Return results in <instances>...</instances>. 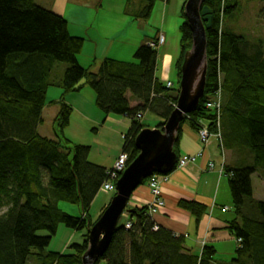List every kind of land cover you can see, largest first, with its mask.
I'll list each match as a JSON object with an SVG mask.
<instances>
[{"label":"trees","instance_id":"16d2710c","mask_svg":"<svg viewBox=\"0 0 264 264\" xmlns=\"http://www.w3.org/2000/svg\"><path fill=\"white\" fill-rule=\"evenodd\" d=\"M154 2L140 0L143 8L137 18L149 19ZM260 2L264 21V0ZM183 7L179 55L172 65L177 81L183 54L191 44ZM234 9L226 0H205L202 5L205 95L181 123L198 132L199 122H204L220 136L216 143L221 159L224 151L238 157L232 166L223 167L235 217L225 230L240 241L233 258L217 263L211 246H204L200 255L188 251L183 237L159 227L155 231L143 208L128 211L96 264H264V203L253 200L251 181L259 172L264 179V45L224 28L225 17ZM83 45L82 38L70 36L62 17L37 6L35 0H0V264H81L87 247L86 224L92 226L101 215L91 221L88 211L108 180V170L88 161L89 147L64 138L73 112L64 102L66 95L88 86L94 106L104 116L130 121L121 151L127 155L126 165L138 155L134 140L146 128L137 116L150 113L161 120L155 128H161L176 105L178 82L169 88L156 78L157 52L148 45L135 51L132 63L103 59L96 73L78 63ZM56 63L66 68L53 81ZM52 87L62 93L53 102L59 106L53 122L55 139H48L38 134V127ZM218 94L217 114L205 103ZM129 100L137 105L131 108ZM180 136L181 128L174 144L177 159ZM60 202L77 207L79 216L62 212ZM177 207L196 223L207 213L205 206L195 202L179 201ZM127 222L129 230L124 229ZM59 226L84 232L81 244L70 245L71 254L47 251ZM40 232L46 236H38Z\"/></svg>","mask_w":264,"mask_h":264},{"label":"crops","instance_id":"0c3cea01","mask_svg":"<svg viewBox=\"0 0 264 264\" xmlns=\"http://www.w3.org/2000/svg\"><path fill=\"white\" fill-rule=\"evenodd\" d=\"M114 1L115 0H76L75 4L79 5L80 7H89L92 10H97V9H102L103 5L105 4L109 5L113 3L119 5L118 2H114ZM170 1L171 0L159 1L160 6H163V9L161 10L162 16H160L159 21H155L153 23V26L151 27L148 33L145 31H139V30L137 31V28H139L138 23L151 22L153 11L157 4L156 0L154 2L151 16L147 20L137 18L136 14L138 11L128 14L125 11V8L123 9L121 15L127 18L125 28H127L128 31L132 27L136 28V32H132L131 34L129 32L128 36H126L125 33L127 30H125L123 32L124 35L123 40H129V39L132 40L131 38H134L133 42H135V45L136 44L138 45V48L156 41L159 36L164 37L165 40L164 45L157 51L156 72H155L156 78L163 84L165 82H170L173 84V82H171L172 65L179 55V50L176 51L172 47H170V42H169L170 20H169V16H168L169 14L167 8ZM120 2L121 5H125L123 0H120ZM131 2L132 0H127L126 3L127 6L130 5ZM135 3H133L134 6H139L141 5L142 2L140 3L139 1L135 0ZM177 13L180 16V11ZM88 18L89 16H87V14L82 15L76 26L71 25L73 29L70 28L69 27L70 25L67 23L68 32L70 36L73 35L72 37H78L83 39V37L88 35L87 32L89 29H92L91 27H93L94 25H95L94 27L97 26L98 24L97 21L94 23V25L90 26ZM110 30H111V26L105 24L102 25V30H101V32H103V36L97 30L96 31L91 30L92 33H90L92 34L93 39L100 37L104 38L103 41L104 43H102L104 46V50L101 52V56L95 55L102 60L108 57L110 53L109 52L110 43L106 38L107 36L105 35L106 31L110 32ZM73 32H75L76 34L71 35V33ZM92 41L93 40L91 39V42ZM92 44L93 46L96 45V43L94 42H92ZM135 45L134 47H137ZM85 56L88 57L90 55H85ZM84 58L85 57H83V55L80 56V60H78L80 66H82L81 63H83ZM93 59L95 60L94 57ZM97 69L98 66L94 70V72L93 70H91V72L96 73ZM173 86L175 87L174 84ZM82 92L77 94L66 95L64 97V102L67 105L71 106L73 112L76 111L77 114L82 117V120L84 121L83 124L85 126H91L90 130H92L94 133L97 134L100 131L102 132L104 129L106 130L108 125H110L115 128V131H117L116 127H118L123 140V137L129 128L130 121L125 117H117L118 119H116L115 117H112V115L104 116L98 109H96V107L93 104L94 95L90 96L89 94L85 93L86 96L84 97L81 95ZM58 100L59 97H56L54 98V100H52V102H57ZM129 101L131 108L137 105V103L134 102L133 100H129ZM75 103H79L80 105ZM216 144L217 143L215 141H211V142L209 141L206 147H202L200 145L196 131L192 130L186 124H184L181 127V136L178 143V155H179L178 159L181 158L186 159L189 157H194L195 161L187 163L182 168H176L172 173H170L165 178L164 181L160 183L159 185L160 196L164 202V208L159 213L152 216L151 221L156 227L170 231L176 237H183L184 247L188 251H191L196 255L201 254L204 246L213 247L216 251V254H218L217 246L221 245V243H224V245H226L227 247L225 248V252L219 250L220 255L225 257H227L226 255H230V257H233L236 249V242L233 239V237L228 233V231L225 230V227L227 226L228 222H230L225 218V215L229 213L228 202L230 201V193L228 189L227 178L224 177V174L223 175L219 174L222 164V159ZM122 146H123V141L118 155L114 156V158L111 159L112 162H110L109 158L107 159L103 158V162L90 161V163L102 167L105 170L111 169L114 161L117 159V157L122 151ZM232 158L233 157L230 156L229 159L226 160L225 167L232 166L234 161L232 160ZM209 164H213L212 169L209 168ZM221 187H222V192H220ZM102 194L101 192L98 193V195L95 197L89 208L88 215L91 220H94L96 217H98L100 212L108 205V200H109L108 196L105 193ZM151 201H152V195L150 189L148 188V183L146 182L140 187H138L132 193L127 205V210L128 211L136 210V209L140 210L146 208ZM179 201L195 202L201 204L206 207L207 213L200 219L199 223H196L194 217H192L189 213L180 210L177 207ZM94 203L98 205V208L94 216H91L90 210L93 207ZM223 209H227V211L223 212L222 211ZM64 250L65 248L63 246L62 250L60 251L57 250L55 253H60V254L65 253Z\"/></svg>","mask_w":264,"mask_h":264},{"label":"rangeland","instance_id":"374dc122","mask_svg":"<svg viewBox=\"0 0 264 264\" xmlns=\"http://www.w3.org/2000/svg\"><path fill=\"white\" fill-rule=\"evenodd\" d=\"M136 1L140 2V0H136ZM156 1L157 4L153 11L151 22L138 23L139 28H137V31L138 30L145 31L148 33L151 27L153 26V23L155 21L160 20V16H162L161 10L163 9V6H160L159 4L160 0H156ZM226 1L228 4L235 6V9L228 16L225 17L224 28L236 35L244 37L247 41L251 43L253 42L256 43L260 41L264 45V21L260 17V11H261L260 0H226ZM75 2L76 0H35V4L37 6L62 17L70 25L69 27L72 29L73 27H71V25L76 26L80 20V17L85 14L89 16L88 20L90 26L94 25L96 21L98 22L97 26L94 27L95 26L94 25L93 27H91L92 29H89L87 32L88 35L83 37L84 47L82 50V54L80 55V56L83 55V57H85L83 63H81L83 68L86 69L91 68V70H93L94 72V70L97 68V66H99L100 62L102 61V59H100L97 56H101V52L104 50V46L102 44L104 43L103 42L104 38L100 37L93 39L92 34L90 33H92L91 30L92 31L97 30L103 36V32H101V30H102V25L105 24L111 26L110 32L106 31L105 33V35L107 36L106 38L110 43L109 44L110 53L106 58L122 61L125 63L134 62L133 55L136 49L138 48V45L137 44L135 45V42H133L134 38H131L132 40L130 39L123 40L124 37L123 32L127 30V28H125L127 18L121 15L124 8L125 11L128 14H130L132 12H137L141 10L140 8H143V6L142 5L134 6L133 3H135V0H132L130 5L128 6L126 4L127 0H123L125 5H121L120 0H115L114 2H118L119 5L113 3L109 5L105 4L103 5L102 9L92 10L89 7H80L79 5L75 4ZM185 2L186 0H171L167 8L169 14L168 16L170 20V24H169L170 47H172L176 51L179 50V39H180L179 26L183 23V19L179 16L177 12L180 11L181 5L185 4ZM129 32L130 34L132 32H136V28L132 27L130 28L129 31L127 30L125 32L126 36L129 35ZM72 34H76V33L73 32L71 33V35ZM160 37L163 36H159L156 42H158V39ZM91 39L93 40L92 42L96 43V45L94 44L95 46H93ZM164 41L165 40L163 37V44H161V46L158 45V47L155 50L156 52L164 45ZM134 45L137 47H134ZM92 52L95 54H93ZM85 55H90V56L87 57ZM80 56H78V60H80ZM91 56H93L95 60ZM94 64L96 65V67ZM65 68L66 65L64 64L61 63L55 64L53 78H52L53 81L54 78L59 79L62 77ZM171 77H172L171 82H173L174 85H177L176 83L179 82V80L178 81L176 80L173 70ZM166 83H170V82H165L164 84L166 85ZM170 84L171 86L169 88H173L174 87L173 84L172 83ZM82 91H81L82 92L81 95L84 97L86 96V94H89L90 96L94 95L93 91L88 86H84ZM61 93H62L61 90L58 88L52 87L48 89L46 95L45 108L43 109L41 116L43 122L38 127V133L42 137L48 139H55L53 122L55 119V115L59 110V106L52 104L53 103L52 100H54V98L56 97L60 98ZM128 98L132 99L130 95H128ZM75 104L80 105L79 103H75ZM112 117L118 119L117 116H112ZM141 122L143 125L146 126V128L151 129L154 128L156 125L160 124L161 120L150 113H145L143 115V118H141ZM83 123L84 121L82 120V117L79 116L76 111L72 112L69 125L63 132L64 138L69 142H71L73 145L90 147L91 151L88 156L89 162L90 161L103 162V158L106 159L109 158L110 162H112L111 159L114 158V156L118 155L123 141L118 127H116L117 131H115L114 127L108 125L106 130L104 129L102 132L100 131L99 133L96 134L92 130H90L91 126H85ZM211 141H215V140L210 139V142ZM223 154H224L223 156L224 166L226 165L225 164L226 160H228L230 156L234 157L232 158V160H234L233 163L238 159V157L231 151H224ZM251 181L253 188V200L264 203V179L262 174L259 172L252 175ZM220 192H222V187L220 188ZM114 194L115 192L106 194L109 199L108 203L113 198ZM228 204H229L228 205L229 213L225 215V218L226 220L231 221L235 218L232 210L231 198ZM58 208L62 212L70 216H74V217L79 216V209L75 206L60 202L58 203ZM97 208H98L97 204L95 205L94 208L93 207L91 208L90 210L91 216H94V214L97 212L96 211ZM104 209L100 212V214L103 213ZM83 235H84L83 231H71L66 229L64 226H59L55 237L52 239L49 247L47 248V251H51V252H56L57 250L60 251L63 249L64 246L65 254H71L73 251L69 248L70 245L81 244L83 241V237H82ZM38 236L40 237L46 236V233L40 232L38 233ZM226 247L227 246L224 245V243H221V245L217 246L218 254H216L215 256V261L217 263L229 262L233 258L230 257V255H226L227 257L220 255L219 250L225 252ZM29 264H33V262H30ZM99 264H104V263L101 262Z\"/></svg>","mask_w":264,"mask_h":264},{"label":"water","instance_id":"95a60500","mask_svg":"<svg viewBox=\"0 0 264 264\" xmlns=\"http://www.w3.org/2000/svg\"><path fill=\"white\" fill-rule=\"evenodd\" d=\"M205 0H186L183 7L191 44L180 65L176 105L161 128H144L134 140L138 152L115 183V194L98 220L86 224L87 247L81 264H96L107 250L132 193L153 175L166 176L176 167L174 144L185 117L195 112L205 95L207 55L201 9ZM83 216V213L81 212Z\"/></svg>","mask_w":264,"mask_h":264},{"label":"built area","instance_id":"2783aa9c","mask_svg":"<svg viewBox=\"0 0 264 264\" xmlns=\"http://www.w3.org/2000/svg\"><path fill=\"white\" fill-rule=\"evenodd\" d=\"M161 44H163V37H160L158 39V42H151L148 44V47L156 50V48L159 46H161ZM171 84L170 83H166V87H170ZM205 108L208 110H214L216 111V113L218 114V110L220 108V97L219 94L216 95V98L213 100H209L205 103ZM137 118H142L140 116H137ZM218 121V119H217ZM201 124V128L198 130L197 136L199 139V142L201 143V145L203 147H206L210 141V139H214L215 141H217L220 136L219 134H212L210 132V130L208 129L207 125L202 122H199V125ZM218 124V123H217ZM195 158L194 157H189V158H181L177 160L176 163V168H182L184 167L187 163L189 162H194ZM127 163V155L124 153H120L119 156L117 157V159L114 161L111 169L108 170V180L106 182L103 183V185L100 188V192L108 194V193H112L115 192V183L118 180L119 176L122 174V172L125 170V168L127 167L126 165ZM223 159H222V164H221V168L219 171L220 175H223ZM209 168L212 169L213 168V164H209ZM166 177H161L158 175H153L152 177L149 178V180L147 181L148 183V188L150 189L151 195H152V201L148 204L147 208V215L151 218L152 216L156 215L157 213H159L163 208H164V202L160 196V189H159V185L162 181L165 180ZM223 212L227 211V209H223ZM123 221L126 219V215L123 216ZM131 227L130 223H125L124 224V229L125 230H129ZM154 230H157V227H154ZM237 244L240 243V241H236Z\"/></svg>","mask_w":264,"mask_h":264},{"label":"bare ground","instance_id":"6f19581e","mask_svg":"<svg viewBox=\"0 0 264 264\" xmlns=\"http://www.w3.org/2000/svg\"><path fill=\"white\" fill-rule=\"evenodd\" d=\"M96 203L93 204V208L95 207Z\"/></svg>","mask_w":264,"mask_h":264}]
</instances>
